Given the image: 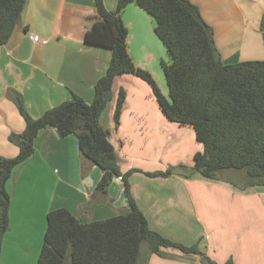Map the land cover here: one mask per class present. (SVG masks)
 I'll return each mask as SVG.
<instances>
[{
    "label": "crops",
    "instance_id": "crops-1",
    "mask_svg": "<svg viewBox=\"0 0 264 264\" xmlns=\"http://www.w3.org/2000/svg\"><path fill=\"white\" fill-rule=\"evenodd\" d=\"M104 1L109 10L117 8L118 0ZM190 1L212 28L225 64L264 59V0ZM96 13L95 0L26 1L12 36L0 45V156L19 153L18 145L9 139L26 125L16 93L34 118L74 94L93 100L95 84L112 58L110 49L85 41ZM121 16L128 28L130 56L138 67L152 71L166 93L162 60L169 57L155 32L154 18L135 3L126 6ZM34 35L39 39L33 40ZM121 88L126 100L115 128ZM101 124L111 131L109 138L122 171L138 169L130 175L131 192L152 229L186 245L198 243L219 264L229 259L234 264H264V186L243 190L200 173L147 175L180 163L192 166L194 154L203 145L192 127L167 119L146 81L131 73L118 76ZM34 146V154L14 169L6 185L11 198L10 227L4 234L0 264H38L52 209L65 207L83 222L129 209L121 177L108 187L111 203L102 200L91 209L84 208L102 170L82 158L75 134L63 136L56 128L46 127ZM164 252L166 256L150 254L147 264H201L197 254L176 248H164Z\"/></svg>",
    "mask_w": 264,
    "mask_h": 264
},
{
    "label": "trees",
    "instance_id": "trees-1",
    "mask_svg": "<svg viewBox=\"0 0 264 264\" xmlns=\"http://www.w3.org/2000/svg\"><path fill=\"white\" fill-rule=\"evenodd\" d=\"M26 1L0 0V45L12 36ZM130 3L154 18L155 32L166 47L169 58L162 60V68L167 94L152 73L138 67L128 52V28L121 14ZM95 4L96 17L85 41L110 49L112 58L95 84L93 100L87 102L74 94L34 118L22 95L16 93V104L26 125L22 132L9 136L19 147L17 156H0V255L4 234L10 227L7 182L14 169L34 154L40 130L54 127L63 136L75 134L82 158L102 170L84 208L91 209L102 200L111 203L108 187L116 177H121L129 209L90 222H83L65 207L50 210L38 264H147L150 254L166 256L164 248L197 254L201 264H219L198 243L186 245L150 227L131 192L130 175L138 169L122 171L109 138L111 131L101 124V115L113 99L115 79L134 74L150 85L167 119L192 127L203 145V150L194 154L191 167L180 163L166 171L146 172L147 175L192 177L200 173L243 190L264 186V59L225 64L212 28L190 0H118L114 11L106 7L104 0H95ZM261 28L264 31V15ZM125 100L126 91L121 88L114 110L115 128L120 125ZM86 172L82 170L84 176ZM239 175L240 179L235 178ZM224 264L234 262L229 259Z\"/></svg>",
    "mask_w": 264,
    "mask_h": 264
},
{
    "label": "rangeland",
    "instance_id": "rangeland-1",
    "mask_svg": "<svg viewBox=\"0 0 264 264\" xmlns=\"http://www.w3.org/2000/svg\"><path fill=\"white\" fill-rule=\"evenodd\" d=\"M150 71V70H149ZM151 73H152V71H151ZM152 75L154 76V74L152 73ZM154 78H155V76H154ZM155 80H156V82L158 83V85L160 86V88L162 89V86L159 84V82L157 81V79L155 78ZM160 81H162V79L160 80ZM166 81V80H165ZM166 83V82H165ZM164 83V84H165ZM164 84H162L163 85V87L165 88V91H166V93H167V90H166V84L164 85ZM189 167H191V165H189ZM233 176H236L235 174H232ZM235 178H237V179H240V175L239 176H237V177H235ZM146 243L143 245V248H145L146 247Z\"/></svg>",
    "mask_w": 264,
    "mask_h": 264
},
{
    "label": "built area",
    "instance_id": "built-area-1",
    "mask_svg": "<svg viewBox=\"0 0 264 264\" xmlns=\"http://www.w3.org/2000/svg\"><path fill=\"white\" fill-rule=\"evenodd\" d=\"M32 39H33V40H38L39 37H38L37 35H34V36H32Z\"/></svg>",
    "mask_w": 264,
    "mask_h": 264
}]
</instances>
